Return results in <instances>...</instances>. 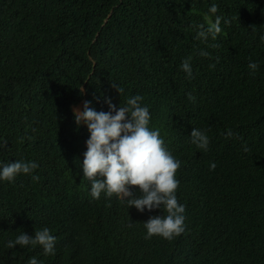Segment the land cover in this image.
<instances>
[{
  "label": "trees",
  "instance_id": "obj_1",
  "mask_svg": "<svg viewBox=\"0 0 264 264\" xmlns=\"http://www.w3.org/2000/svg\"><path fill=\"white\" fill-rule=\"evenodd\" d=\"M216 16L222 32L198 39ZM262 37L264 0H0V165L39 166L38 181L0 180V264H264ZM189 57L191 78L181 68ZM136 95L181 161L185 231L172 241L145 239L144 222L166 213L94 199L83 176L90 134L73 107L108 112L106 100L119 108ZM193 129L208 135L207 151ZM44 227L55 255L6 247Z\"/></svg>",
  "mask_w": 264,
  "mask_h": 264
},
{
  "label": "clouds",
  "instance_id": "obj_2",
  "mask_svg": "<svg viewBox=\"0 0 264 264\" xmlns=\"http://www.w3.org/2000/svg\"><path fill=\"white\" fill-rule=\"evenodd\" d=\"M218 8L213 4L209 12L217 13ZM207 19V18H206ZM221 17L216 16L215 22L208 20L198 26L197 38L207 41L210 36L213 40L222 32ZM228 23V21H225ZM264 40V37L261 38ZM201 56H209L206 51ZM191 57L185 59L181 68L188 78L193 75L190 64ZM211 67H214L212 65ZM248 68L254 75L258 64L250 62ZM121 95L123 88L117 87ZM188 99L195 102V97L188 94ZM143 97L140 95L128 98L124 106L116 107L111 100H106L110 111H96L85 101L83 110L73 109L75 123L86 125L89 138L86 141L87 151L84 152L82 171L83 176L91 182V196L99 199L101 194L106 197L115 195L118 199L127 202L128 209L134 207L143 213L160 209L166 215L151 216L144 227L147 230L145 239L158 236L172 241L185 231L186 207L180 204L176 195L179 189L177 179L181 161L176 159L165 146L160 131L150 129L151 114L149 108L141 105ZM192 143L197 148L207 151L210 143L208 135L199 129L190 133ZM228 136H233L231 130ZM6 147V142L0 148ZM250 149L244 148L247 152ZM35 162L15 161L0 165V180L12 183L21 175H32L38 168ZM216 164H210V170H215ZM33 181L39 176L32 175ZM135 189V190H133ZM140 194L137 196L136 193ZM56 237L44 227L34 231L30 236L24 231L20 232L14 240L6 244L8 249L17 245L21 248L40 246L44 255H55ZM28 264H42L32 257Z\"/></svg>",
  "mask_w": 264,
  "mask_h": 264
},
{
  "label": "rangeland",
  "instance_id": "obj_3",
  "mask_svg": "<svg viewBox=\"0 0 264 264\" xmlns=\"http://www.w3.org/2000/svg\"><path fill=\"white\" fill-rule=\"evenodd\" d=\"M82 106H83V104L80 103V104L74 106L73 109H74V108H77V109H79V110H82Z\"/></svg>",
  "mask_w": 264,
  "mask_h": 264
},
{
  "label": "water",
  "instance_id": "obj_4",
  "mask_svg": "<svg viewBox=\"0 0 264 264\" xmlns=\"http://www.w3.org/2000/svg\"><path fill=\"white\" fill-rule=\"evenodd\" d=\"M82 111V110H81Z\"/></svg>",
  "mask_w": 264,
  "mask_h": 264
}]
</instances>
